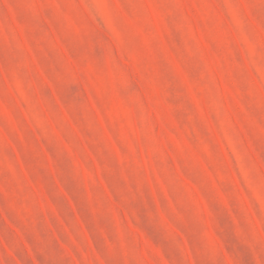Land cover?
Here are the masks:
<instances>
[{
	"label": "rangeland",
	"instance_id": "1",
	"mask_svg": "<svg viewBox=\"0 0 264 264\" xmlns=\"http://www.w3.org/2000/svg\"><path fill=\"white\" fill-rule=\"evenodd\" d=\"M0 264H264V0H0Z\"/></svg>",
	"mask_w": 264,
	"mask_h": 264
}]
</instances>
